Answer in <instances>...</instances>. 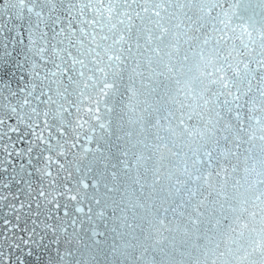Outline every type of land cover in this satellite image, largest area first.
Returning a JSON list of instances; mask_svg holds the SVG:
<instances>
[{
	"label": "water",
	"instance_id": "95a60500",
	"mask_svg": "<svg viewBox=\"0 0 264 264\" xmlns=\"http://www.w3.org/2000/svg\"><path fill=\"white\" fill-rule=\"evenodd\" d=\"M21 180L43 264H264V0H0Z\"/></svg>",
	"mask_w": 264,
	"mask_h": 264
},
{
	"label": "snow or ice",
	"instance_id": "6c2138e0",
	"mask_svg": "<svg viewBox=\"0 0 264 264\" xmlns=\"http://www.w3.org/2000/svg\"><path fill=\"white\" fill-rule=\"evenodd\" d=\"M4 172L7 173L8 169L5 168ZM11 179L16 181V177L12 176ZM3 187L13 190L11 200L14 201L11 205L7 203L9 197L5 196V208L11 206V213L13 219H7L8 224H11V231L8 236L0 240V264H43V258L40 256V248L43 246L44 236L43 232L47 231V226H41L35 220L27 221L23 218L22 210L25 208L23 201L18 198L14 193L16 189L21 192L26 191L23 181L16 183L5 182ZM19 202L20 211L17 210L16 204ZM31 207V205H27ZM27 214L25 213L24 216ZM33 215H39L34 213ZM31 225V226H30ZM7 227V224L5 225ZM37 228L40 229V235L37 234ZM3 233L0 232V236Z\"/></svg>",
	"mask_w": 264,
	"mask_h": 264
}]
</instances>
